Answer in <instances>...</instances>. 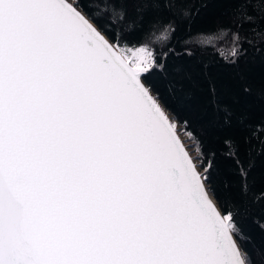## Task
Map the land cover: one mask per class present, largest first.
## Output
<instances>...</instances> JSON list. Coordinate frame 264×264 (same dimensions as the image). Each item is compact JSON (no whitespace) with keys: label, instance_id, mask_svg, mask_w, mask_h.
Returning <instances> with one entry per match:
<instances>
[{"label":"snow or ice","instance_id":"obj_1","mask_svg":"<svg viewBox=\"0 0 264 264\" xmlns=\"http://www.w3.org/2000/svg\"><path fill=\"white\" fill-rule=\"evenodd\" d=\"M0 264H264V0H0Z\"/></svg>","mask_w":264,"mask_h":264},{"label":"trees","instance_id":"obj_2","mask_svg":"<svg viewBox=\"0 0 264 264\" xmlns=\"http://www.w3.org/2000/svg\"><path fill=\"white\" fill-rule=\"evenodd\" d=\"M195 35V34H194ZM211 34L204 33L202 36L196 37L194 40L191 41V43L197 47V48H209L213 49L221 58L226 57L230 54L231 45L228 40H225L221 37L212 36L209 39V36ZM182 135L185 137L186 141L190 144L194 156L200 154V146L195 142V140H188L186 138V133H182ZM246 231H253V227L250 224L244 225Z\"/></svg>","mask_w":264,"mask_h":264},{"label":"rangeland","instance_id":"obj_3","mask_svg":"<svg viewBox=\"0 0 264 264\" xmlns=\"http://www.w3.org/2000/svg\"><path fill=\"white\" fill-rule=\"evenodd\" d=\"M181 136H182V139H184L185 144L188 145L190 154L194 156L193 150H192L190 144L186 141L185 137L182 134H181Z\"/></svg>","mask_w":264,"mask_h":264}]
</instances>
